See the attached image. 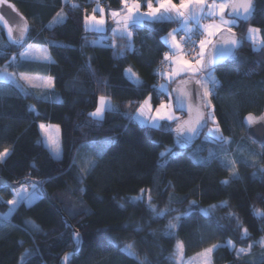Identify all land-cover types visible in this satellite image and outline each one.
<instances>
[{
    "label": "trees",
    "instance_id": "trees-1",
    "mask_svg": "<svg viewBox=\"0 0 264 264\" xmlns=\"http://www.w3.org/2000/svg\"><path fill=\"white\" fill-rule=\"evenodd\" d=\"M5 2L30 23L31 32L23 43L0 32V66L12 62L13 72L49 76L61 99H41L34 90L0 81V152L9 151L0 163V177L9 183L43 181L82 236L81 251L69 264H176L178 242L185 258L215 245L214 264H264V256L237 258L225 244L251 245L256 251L264 239V147L247 139L242 123L245 115L264 112V45L255 48L247 39L252 26L264 40V0H252L248 22L237 20L233 36L240 38L241 48L212 72L221 85L210 96L207 112L230 140L222 148L234 152L242 147L255 156L253 164L236 163L235 178L219 158L210 157L212 145L202 138L206 125L188 144L176 123L152 128L133 119L149 96L156 104L165 96L157 89L155 68L169 51L165 38L178 29L177 21L134 25L132 40L109 30L108 43L96 45L99 34L86 30L84 19L92 0ZM100 4L107 10L125 6L121 0ZM58 13L64 20L54 23ZM31 43L46 47L53 63L22 60ZM127 69L134 73L132 79ZM101 96L114 110L93 120L89 113ZM42 123L59 126L60 159L44 145ZM37 188L40 197L34 204L22 203L4 218L13 189L0 187V264H19L25 255L23 264H59L74 248L70 229ZM141 189L144 198L135 200ZM170 223L177 225L171 232ZM127 244L133 245L134 255L124 251Z\"/></svg>",
    "mask_w": 264,
    "mask_h": 264
},
{
    "label": "rangeland",
    "instance_id": "rangeland-1",
    "mask_svg": "<svg viewBox=\"0 0 264 264\" xmlns=\"http://www.w3.org/2000/svg\"><path fill=\"white\" fill-rule=\"evenodd\" d=\"M173 2L176 3L177 5H179V3H180V2L177 3L174 0H173ZM221 2H222V0H216L217 4H219ZM92 3H93V6L90 8V10L86 11L85 16L91 17L93 15V9H97V11L95 12L96 18L100 19L101 16H103V18L105 20V24L103 25V30H101V31L91 30V27H90L91 22H89V26L87 27V30L92 32V33L99 34L97 39L94 41V44L106 45L108 43L109 38L107 36H105V33L107 31H109L110 23H113V25H114V28L111 30L112 36H123V37H127L129 40H132L133 30H134L133 26L134 25L132 24V22L130 20L127 22V24H128L127 31L131 32V36L130 37L127 36L125 34V30H124V21L122 20V17L127 14V9L125 6L121 9L107 10V8L105 6L100 4V0H92ZM129 3L131 4V2H129ZM1 4L2 3H0V6H1ZM139 4L141 5V7L138 10L140 13H145L148 11L145 4H141V3H139ZM153 6L158 7L157 0H155V3L153 4ZM200 7H203L205 9L204 12L199 11ZM101 8L103 9V13H101V11L99 10ZM207 9H208V1L206 0V3L204 5L192 4L189 6V8L183 9L182 10L184 13L183 16H178L175 11L165 12L163 9L161 10L162 16L165 17L163 19L177 21L178 25H179L178 29L171 32L172 36H170L169 35L170 33H169L165 38L166 42L171 44L170 45L171 53H174V52L179 53V51L182 49V42L181 41L179 42V40H178L177 31L179 30L182 32V34H185V35L190 34L191 31L194 29V26L200 24L201 20L206 18L205 11ZM113 11L119 12L120 16L113 18L111 16V12H113ZM168 17H170V18H168ZM223 17H224V21H226V23L221 21V13L219 12V10H217L216 15H213L212 19L206 18V21H207L206 24H204V25L202 24V27L200 30V38L198 40V46L200 47V41L201 40L211 39V43L208 44L205 48L204 62H205V59L207 58V56L210 54L212 47H213V45L217 39H219L223 35H226V34L234 35V33H235L233 26L237 25V20L233 16L230 15V7L225 9V11L223 12ZM61 18L63 21L64 20L63 14H60L57 17V19L54 21V23H59L61 21ZM233 20L235 21V23L232 22ZM144 21H152V20H144ZM155 21H157V20H155ZM142 23H140V24H142ZM140 24H137V25H140ZM209 25L219 26L218 29H213L214 35L212 37H208V35H207V32L209 30L208 29ZM85 27H86V25H85ZM8 29H9V26L4 21V19L0 20V32L3 30L5 32L7 38L9 40H13L12 39V33H11V37H10L9 33H8ZM249 29H258V28L251 26ZM173 36H174V39H173ZM248 36H249V30L247 33V39L249 40ZM253 43H255V48H258L260 46V44H261V31H260V29H259V32L255 34V42H253ZM177 44H179V46H180L179 48H176ZM40 49H46V47L31 43L25 47V49L22 51L23 54L21 53V55L23 58L33 59V60L39 61L41 63H45L46 61L43 60L42 53L39 51ZM46 51H47V49H46ZM25 53H28V55H24ZM47 54L50 55L48 51H47ZM181 59L185 60V58L179 56L175 62L171 63V65H169L167 67V69L165 70L164 75H162L160 81L157 83V86L159 85L158 88L165 95L164 98H162V101L165 104V108L161 114L165 115L167 117H175L176 118V119L158 120V124H159L158 127H166L167 124H174V123H176V126H178L184 120V118H183L184 115L177 113L175 110L173 95H174V90H175L176 86L179 85L181 82L187 81V80H195V81L201 80L203 82L206 79V77L208 76V73L205 72L204 70L196 72L195 70L188 69L186 65L179 62V61H181ZM14 60H15V58H13V61ZM197 60H199V55H198V58L196 59V61ZM9 63L12 64V62H8V63L0 66V81H9L12 79L13 80L17 79L18 82L20 84H22L21 86H23L24 90H26V89L34 90L35 94L38 98L49 99V100H53V101L61 99L58 92H56L54 90V87H42L41 86L42 82L46 81L47 78H49L48 76L40 75V74H32V73H17V72H12L13 73L12 74V73H10L11 64H9ZM174 64H175V66H174V68H172V66ZM190 64L195 65L197 68L199 67V64H196V62L190 63ZM6 74L8 75V78L3 79L2 77H4ZM21 74L26 76L27 79L21 78ZM51 82L53 83L52 78H51ZM33 85H36V86L33 87ZM161 85H163L164 88H161ZM200 86H201V84H200ZM211 86H212V82H210V81L205 83L203 87L201 86L202 92L207 90V92L209 93L208 95H204L206 107H209V108L212 106L211 100H210ZM148 98H150V101L148 104H144L145 101L142 102V104H144L143 115L140 116L138 119H134V118L133 119L143 126L151 127L152 119L156 118V109L159 107V103L156 104L154 102L152 96H149ZM137 115H138V110L136 111V113L134 114L133 117H137ZM141 120H143L145 122L141 123ZM208 120L214 122V124L212 122L205 124L206 127L204 129L202 138L207 140V142H209V144L212 145L211 147H209V149L212 151L211 153H209L210 157L219 158L221 160V162L224 161L225 159H227L228 161H235L236 163L240 162V161L248 162L250 164L254 163L255 156L252 155L251 153H249L247 149L240 147L239 149L237 148L238 150L234 151V152H228V150L223 149L222 146L230 144V140H228L227 138H225L223 136L222 132L220 131V127L218 126L212 112H210ZM44 125L49 129L50 134L53 135V137L56 141V146H58V148L60 150V156L57 158L54 155L52 149L44 143L45 136H44V133L40 129V131L42 133L41 134L42 135V141H43L44 145L48 148V150L52 153V155L56 159H60L62 157V151H61V145H60V128L58 129L59 126L52 125V124H44ZM50 125H52V126H50ZM54 127H56V129ZM158 127H152V128H158ZM217 128L219 129V132L213 131ZM221 136L225 140L228 141L227 144H224L220 141V139L218 137H221ZM253 148L256 149L254 146H253ZM236 163L229 167L230 172H231V178H235L238 176V171H237V168L235 167ZM18 192L20 193V196L23 197L24 199L21 200L17 205H13V204H10L8 202L9 203V210L4 215H2V217L9 218L10 215L15 211V209L18 208V206L20 204L24 203L27 206L32 205L40 197L37 185H35V184L22 185L21 187H19L17 189H13V198L10 201L19 200V198L16 195ZM33 194H35V196L38 198L35 199L31 204H29L28 200L32 197ZM143 198H144V195H143ZM148 200H150V199H148ZM180 216L181 215H178L177 217H180ZM174 223H176V220L174 221ZM262 240H264V239H262ZM228 242L229 241H227L225 243L226 246L232 252H234V254L237 258H245L250 254L258 255L259 257L264 256V244L259 243L258 249L256 251H254V249L252 247L250 249H249V247L248 248H236L232 242H231L232 246H228ZM239 249L248 250L247 255L241 254L238 257L236 255V252ZM205 250L206 249H204L200 253H198V254L190 257V258H185L183 255L178 257L176 254L175 255V262H176V264H214L213 260H212L213 251L210 254H205ZM124 251H126V250L124 249ZM126 252H128V251H126ZM25 260H26V255L23 256V260L21 258L19 264H23L25 262Z\"/></svg>",
    "mask_w": 264,
    "mask_h": 264
},
{
    "label": "snow or ice",
    "instance_id": "snow-or-ice-1",
    "mask_svg": "<svg viewBox=\"0 0 264 264\" xmlns=\"http://www.w3.org/2000/svg\"><path fill=\"white\" fill-rule=\"evenodd\" d=\"M5 0H0V3H4ZM121 2L125 5L126 9H127V14L125 16L122 17V20L124 21V30H125V34L127 36H131V32L127 31V27L128 24L127 22L130 20L132 22L133 25H137L142 23L144 20H158V19H163L165 17H163L162 15H160L161 10L163 9L165 12H171V11H175L176 14L178 16H183V9H187L189 8L190 5L192 4H196V5H204L206 3V0H180L179 5H177L176 3L173 2V0H157V4L158 7H154L152 0H146V7L148 9V11L146 13H140L138 10L141 7V5L139 4L138 0H132L131 4L129 3V0H121ZM11 7V5H10ZM212 9H218L219 12L221 13V21H224V17H223V12L225 11V9L231 7V13L230 15L233 16H240L244 19H249L252 15V11H250V2L249 0H222L221 3L216 4L215 0H213V4L210 6ZM239 9H242L243 11H238ZM101 11V13H103V9H99ZM204 8L200 7L199 11L200 12H204ZM97 11V9H93V15L91 17L89 16H85V25H86V30L87 27L89 26V22H91L90 27L91 30L93 31H101L103 30V25L105 24V20L103 18V16H101L100 19H97L95 16V12ZM209 14L211 15L212 12H209ZM58 16L60 15L59 13L57 14ZM111 16L113 18L120 16L119 12L113 11L111 12ZM170 18V17H168ZM3 17L0 16V20H2ZM62 22V18L61 21ZM233 23H235V21H232ZM219 26L216 25H209L208 26V32L207 35L208 37H212L214 35V31L213 29H218ZM230 30V29H229ZM11 28L8 29V33L9 36L11 37ZM27 32V26L25 25L24 28L21 31V38H23L24 34ZM259 32V29H249V40L252 42H255V34ZM170 36H172V34H169ZM174 39V36H173ZM19 42V41H17ZM211 43V39L208 40H201L200 41V47H199V60L196 61V64H199V67L197 68L195 65L190 64L189 61L187 60H183L181 59V61H179L180 63L184 64L187 66L188 69L191 70H195L196 72H199L201 70H205V69H209L211 71L208 72V76L206 77V79L202 82L201 80H197L196 83L197 84H201V86L203 87L205 83L207 82H212L214 85L218 83V81L215 80L214 75L212 74V72L214 71L213 65L217 64L220 62V60L223 59V57L221 56L219 58V60L217 59L216 55L214 54L210 59L207 60V62H204V57H205V48L208 44ZM228 45H231V48L229 49V51L231 52L232 49H234L235 47H239L241 44V41L231 38L229 40H227L225 42ZM261 44L264 45V40H261ZM58 46H63V45H58ZM31 47V46H30ZM179 44L176 45V48H179ZM191 51L193 53H195L196 49L194 47V45H190L189 46ZM218 49L214 48V53L217 51ZM42 53V58L44 61L46 62H52L50 59V56L47 54L46 49H40L39 50ZM174 55H178V53L174 52ZM24 55H28V53H25ZM169 59L168 54H165V60L167 61ZM126 76H128L129 79H132V77L134 76V73H132L131 69H127L126 70ZM3 79H7L8 75L6 74L4 77H2ZM21 78L23 79H27L26 76H24L23 74H21ZM136 84H140V81L138 79L135 80ZM36 85H33V87H35ZM42 87H54V84L51 82V78H47L46 81L42 82L41 84ZM161 88H164L163 85H161ZM197 92L198 95H201V99H203L204 95H208L209 93L207 92V90H205L203 92V94L200 93L199 89L195 90ZM150 101V98H148L147 100H145L144 104H148ZM144 104H141L140 108L138 109V115L137 117H133L134 119H138L140 116L143 115L144 112ZM165 108V104L163 103V101L161 100L159 103V107L156 109V118L152 119V123H151V127H158V120H165V119H176L175 117H167L165 115H162V111ZM106 110H114L111 108V104L110 101L106 100V98L104 96L99 97L98 100V106L96 107V110L94 112L89 113V116L93 119V120H102L104 118V114ZM254 120V118L249 115V117L247 118V121L249 123H252ZM145 121L141 120V123H144ZM41 131L44 133L45 136V141L44 143L46 145H48L54 155L58 158L60 156V150L58 148V146H56V141L53 137V135L50 134L49 129L44 125V124H40L39 125ZM58 130V129H57ZM195 131V130H194ZM215 132H219V129H215L213 130ZM220 139V141L224 144H227L228 141L225 140L222 136L218 137ZM9 156V151L8 149H5L3 152H0V163L5 161V158ZM222 163L224 164V167L228 168L231 165H234L236 162L235 161H228L227 159H225L224 161H222ZM223 183H228L227 181H223ZM83 191V189H81V192ZM143 193L144 190L141 189V196L135 198V200H140L143 198ZM17 197L19 198V200H12L9 201L10 204L13 205H17L21 200H23L24 198L20 196V193L18 192ZM38 197L35 196V194L32 195V197L28 200V203L31 204L35 199H37ZM150 199V197H149ZM135 200H133L132 202H135ZM121 207H123V205H121ZM150 208L152 211H155L154 207ZM205 215H210V211H205L204 213ZM257 215H259V213H256ZM158 215H164L163 212L158 213ZM7 218V217H5ZM180 217H176V220L179 221ZM33 228H36V225H32ZM177 225L170 223L169 224V231L171 232L172 229L176 228ZM38 230V229H37ZM248 235L247 233V229H243V236L246 237ZM74 238L77 242V244L79 243V234L75 233L74 234ZM259 243L264 244V240H261ZM228 246H232L231 245V241L228 242ZM217 247V246H213L212 248H208L205 250V254H210L213 249ZM251 248V245H249V249ZM133 249V245L132 244H127L125 246V250L128 251L129 255H134V252L132 251ZM182 250H183V243L182 242H178L177 243V256H182ZM248 250L246 249H239L236 252V255L239 257L241 254L247 255ZM30 255V253L28 254ZM71 254H65L64 256V262L65 264H67V262L70 259ZM23 260V257H22ZM141 264H143V262H141Z\"/></svg>",
    "mask_w": 264,
    "mask_h": 264
},
{
    "label": "water",
    "instance_id": "water-1",
    "mask_svg": "<svg viewBox=\"0 0 264 264\" xmlns=\"http://www.w3.org/2000/svg\"><path fill=\"white\" fill-rule=\"evenodd\" d=\"M249 2H250L249 10L253 11V8H254L253 2L252 0H249ZM238 11H243V10L239 9ZM230 13H231V7H230ZM0 16L3 17L4 21L7 23L9 28H11L12 39L16 43H23L28 39L30 32H31L30 23L19 12H17L12 6L10 7V4L6 2L1 4ZM233 17L236 20H239L245 23L248 22L250 19V18L244 19L240 16H233ZM25 25L27 26V32L24 34L23 38H21V31ZM113 28H114L113 23H110L109 30L111 31ZM231 38L241 41L239 37H236L230 34L223 35L222 37L217 39L216 42L214 43L210 54L205 59V63L214 54L216 55L218 60L221 56L223 57V59L220 60L219 63L214 64L213 68L219 66L221 63H224L228 61L229 59H231L232 57H234L240 50L242 42L239 47H235L230 52L229 49L231 48V45H228L225 42ZM214 48L218 49L215 53H214ZM208 70L209 69H205L204 71H208ZM196 89H199L200 93L203 94L200 84H197L195 80L183 81L179 85L176 86L174 90V95H173L176 112L184 115V120L177 126L176 131L179 134L180 138L188 144H193L198 139L205 124L208 122V119H209L207 107L205 104V96H203V99H201V95L197 94V92L195 91ZM249 115H251L254 118L252 123H249L247 121V118L249 117ZM242 123L246 128L247 139L251 143L259 147H264V112L258 116L255 114H251V113L247 114L243 117ZM28 184H35L40 188L44 198H46L47 201L58 211V213H60L63 222L70 229L71 239H72L74 248L73 250L65 253V254H71L70 259L67 262V264H69L71 259L81 251L82 236L79 233V231L73 226V224L67 218V216L62 212L60 205L52 200V198L50 197L49 193L47 192L43 184V181H36V180L28 178V179L20 180L16 183H9L4 178L0 177V187L1 188L9 187L11 189H17L21 187L22 185H28ZM75 233L79 234L80 239H79L78 244L74 238ZM65 254L61 257L59 264H65L64 262Z\"/></svg>",
    "mask_w": 264,
    "mask_h": 264
},
{
    "label": "built area",
    "instance_id": "built-area-1",
    "mask_svg": "<svg viewBox=\"0 0 264 264\" xmlns=\"http://www.w3.org/2000/svg\"><path fill=\"white\" fill-rule=\"evenodd\" d=\"M208 1V9L205 11V16L206 18L212 19L213 15H214V9H212L210 6L213 4V0H207ZM129 2H132V0H129ZM139 3L141 4H145L146 5V0H138ZM152 3L154 4V1L152 0ZM216 3V0H215ZM217 4V3H216ZM209 12H212V14L210 15ZM206 18L201 20L200 24L195 25L194 29L191 31L190 34L185 35V34H181L178 37V40L182 42V53L185 55L187 61H189V63H195L196 59L198 58L199 55V46H198V40L200 37V30L202 27V24H206ZM190 45H194L196 51L195 53H193L190 49ZM168 54L169 59L166 61L165 60V54ZM174 58V54L167 51V52H163L162 56H161V61L160 63L156 66L155 68V72L156 74L159 75V78L157 79V83L160 81L162 75H164L165 70L167 69V67L169 66L171 60ZM218 83L217 84H213L211 86L210 89V95L211 96H215L216 94V89L219 87V85H221V81L217 80ZM158 96H161L159 92H157Z\"/></svg>",
    "mask_w": 264,
    "mask_h": 264
},
{
    "label": "crops",
    "instance_id": "crops-1",
    "mask_svg": "<svg viewBox=\"0 0 264 264\" xmlns=\"http://www.w3.org/2000/svg\"><path fill=\"white\" fill-rule=\"evenodd\" d=\"M157 6V5H156ZM217 10L218 9H215V11H214V15H216V12H217ZM146 13V12H145ZM160 15H162V12L160 13ZM159 21L160 20H165V19H158ZM144 22V21H143ZM181 32V31H180ZM180 34H182V32L180 33ZM180 34H178V32H177V35L179 36ZM180 42V41H179ZM166 44L168 45V49H169V51L171 52V50H170V43H168V42H166ZM48 51V50H47ZM22 54H23V52H22ZM50 56V55H49ZM179 56H181V57H183V58H185V60H187L186 59V57H185V55L182 53V49L179 51V53H178V55H174V58L171 60V62H170V65H171V63H173V62H175L176 61V59L179 57ZM14 58V57H13ZM12 58V59H13ZM21 58L24 60V61H28V62H32V63H41V62H39V61H36V60H33V59H28V58H23L22 57V55H21ZM50 59H51V61L52 62H45V63H47V64H51V63H53V59H52V57L50 56ZM174 66H175V64L172 66V68H174ZM10 71V70H9ZM13 71H10V73H12ZM13 74V73H12ZM15 74V73H14ZM49 77V76H48ZM9 81H11V82H14V83H16L17 85H22V84H20L19 82H18V80L17 79H12V80H9ZM106 100H108V99H106ZM109 101V100H108ZM111 104V103H110ZM50 126H52V125H50ZM55 129H56V127H54ZM39 129H40V127H39ZM58 129H59V127H58ZM41 132V131H40ZM42 134V133H41ZM7 158V157H6ZM5 158V159H6Z\"/></svg>",
    "mask_w": 264,
    "mask_h": 264
}]
</instances>
